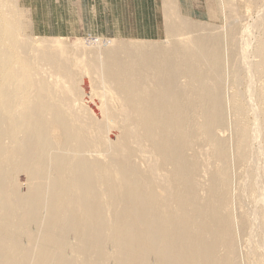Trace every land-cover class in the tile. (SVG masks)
<instances>
[{
    "label": "bare ground",
    "instance_id": "6f19581e",
    "mask_svg": "<svg viewBox=\"0 0 264 264\" xmlns=\"http://www.w3.org/2000/svg\"><path fill=\"white\" fill-rule=\"evenodd\" d=\"M164 3L175 43L124 42L133 53L110 54L103 71L132 107L131 120L111 118L109 126L96 120L95 127L103 126V135L118 142L116 148L111 144L113 159H101L108 142H97L103 151L94 150V129L74 124L53 103L47 83L32 80L29 60L20 59L16 70L0 67V264L242 263L239 235L252 233V214L260 215L234 214L229 167L244 173L245 192L261 193L254 159L264 154V93L250 82L264 79V51L249 56L241 47L231 63L237 91L228 104L221 61L206 59L200 50L204 39L223 36L207 28L204 37L203 26L185 15L175 18L176 4ZM14 26L0 21V41L6 36L10 46L0 49L3 66L7 55L27 47L14 39ZM184 49L196 51L197 67H191L196 55ZM51 54L47 49L41 55ZM172 67L168 83L156 80ZM205 72L211 73L199 79L196 93L182 84L183 77ZM92 86L82 89L97 97ZM28 89L33 93L24 96ZM261 218L264 234L263 213Z\"/></svg>",
    "mask_w": 264,
    "mask_h": 264
},
{
    "label": "rangeland",
    "instance_id": "374dc122",
    "mask_svg": "<svg viewBox=\"0 0 264 264\" xmlns=\"http://www.w3.org/2000/svg\"><path fill=\"white\" fill-rule=\"evenodd\" d=\"M0 1L4 4L0 5V21L6 25L14 23V39L22 45L27 43V47H19L20 50L18 48V54L13 58L11 55H7L8 63L6 66L0 65L2 70H16L21 67L20 59L29 60L27 64L32 80L34 82L43 80L47 83V90L55 96L51 98L53 103L60 104L62 109L67 111L74 124L90 125L89 127L94 129V150L103 151L97 142L101 140L108 142L110 146L105 149V155L101 156V159H113L111 144L116 148L113 142H118L111 136L103 135V126L95 127L96 120L106 121V126H109L108 121L111 118L131 120L132 107L128 105L123 96L115 91L116 84L104 77L103 71L106 66H109L110 54L126 57L128 53H133V51L128 52L124 48V42H147L155 46L165 45L166 47L175 43L167 33V7L164 0ZM172 1L176 4L175 8L179 12L177 15L174 13L175 18L186 16L185 18H188L191 23L203 26L202 34L204 37L207 28L212 29L213 32L216 31L217 34L214 33L215 35L223 36L221 39L214 37L212 40L204 39L200 43V50L203 49L206 59L209 60L211 56L214 62L221 61V65H223V76H221L224 85L223 96L229 104L232 94L237 91V81L231 63L239 55L241 47L244 45L243 48L247 50L249 56L257 48L264 51V6L262 0ZM233 20L235 24L230 27ZM2 48L8 50L10 48L6 36L0 41V49ZM12 49L16 50L17 48ZM47 49L49 53L52 52V56L41 55ZM181 53L195 54L196 62H192L191 67H197L198 56L196 51L190 49L188 52L184 49ZM54 54L56 59L52 62ZM174 70L175 67L164 69L160 78L156 80L163 84L168 83ZM210 73H197L195 77L190 79L187 76L183 77L182 84L190 85V90L196 93L199 88V79L204 78L206 80ZM254 78L250 82V88L256 87L255 91L261 89L264 93V79L257 81ZM86 83L93 85L92 87L97 91V97L86 94L82 89ZM58 84L69 85L70 91L68 92L67 89L58 86ZM248 87L249 81L246 80L243 89L248 90ZM25 91L24 96L33 93L32 89ZM250 92L247 93L249 98L252 96ZM262 102L263 105L261 104V106L264 111V100ZM228 118L231 122L233 115L229 113ZM79 132L80 129H78ZM230 141L232 143L231 138ZM259 144V141L255 142V146H260ZM120 156L124 157V155ZM262 157L264 154H260L254 159L258 165L256 166L257 171L259 169L257 184L258 188H261V193H256L258 195L255 194L256 196L253 197L245 192L247 191V184L242 176L244 173L240 175L238 169L229 167V174L234 178V214L238 215L239 212L249 211L251 213L258 212L260 215L252 214L254 226H252V233H247L248 235L244 236L241 234L243 238L239 235V250L242 248L239 253L241 252L240 260L243 264H264V244H262L264 234L261 232L260 225L261 214H264V207L262 208V204H264V158L262 159ZM134 158L137 164L140 163L138 157ZM261 179L263 180L260 181ZM253 209L257 210L254 211ZM255 219H257L256 223L254 222ZM70 240L73 246L77 245L74 237H71Z\"/></svg>",
    "mask_w": 264,
    "mask_h": 264
}]
</instances>
